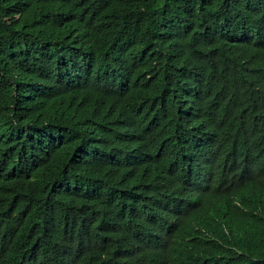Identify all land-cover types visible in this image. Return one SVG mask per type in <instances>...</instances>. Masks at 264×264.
Masks as SVG:
<instances>
[{"label":"trees","instance_id":"trees-1","mask_svg":"<svg viewBox=\"0 0 264 264\" xmlns=\"http://www.w3.org/2000/svg\"><path fill=\"white\" fill-rule=\"evenodd\" d=\"M0 264H264V0H0Z\"/></svg>","mask_w":264,"mask_h":264}]
</instances>
